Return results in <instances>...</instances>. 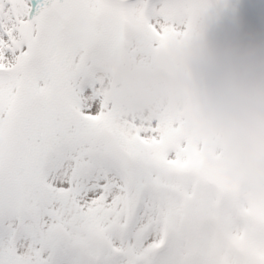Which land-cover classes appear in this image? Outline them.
<instances>
[{"label": "snow or ice", "instance_id": "1", "mask_svg": "<svg viewBox=\"0 0 264 264\" xmlns=\"http://www.w3.org/2000/svg\"><path fill=\"white\" fill-rule=\"evenodd\" d=\"M202 7L0 0V264H264V196L178 114L130 117L92 72L126 37L153 54Z\"/></svg>", "mask_w": 264, "mask_h": 264}, {"label": "clouds", "instance_id": "2", "mask_svg": "<svg viewBox=\"0 0 264 264\" xmlns=\"http://www.w3.org/2000/svg\"><path fill=\"white\" fill-rule=\"evenodd\" d=\"M96 75L130 117L178 114L230 182L264 196V38L196 15L149 56L122 39L102 53Z\"/></svg>", "mask_w": 264, "mask_h": 264}, {"label": "rangeland", "instance_id": "3", "mask_svg": "<svg viewBox=\"0 0 264 264\" xmlns=\"http://www.w3.org/2000/svg\"><path fill=\"white\" fill-rule=\"evenodd\" d=\"M203 7L197 16H207L216 20L218 29L236 31L251 35L253 38H264V16L259 10L263 9L264 0H198ZM259 6V7H258ZM96 67L92 68L93 76ZM91 91V89H88ZM99 98H97V105Z\"/></svg>", "mask_w": 264, "mask_h": 264}, {"label": "bare ground", "instance_id": "4", "mask_svg": "<svg viewBox=\"0 0 264 264\" xmlns=\"http://www.w3.org/2000/svg\"><path fill=\"white\" fill-rule=\"evenodd\" d=\"M262 4H263V7H262L263 9H260L259 6H258V7H259L260 12H261L262 15L264 16V3H262ZM262 25H263V27H264V21H263V24H262Z\"/></svg>", "mask_w": 264, "mask_h": 264}]
</instances>
